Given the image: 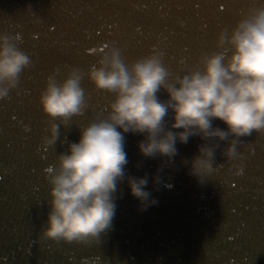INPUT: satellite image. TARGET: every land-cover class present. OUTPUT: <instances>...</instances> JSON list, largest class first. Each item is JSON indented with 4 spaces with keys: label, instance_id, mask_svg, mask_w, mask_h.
Returning <instances> with one entry per match:
<instances>
[{
    "label": "water",
    "instance_id": "1",
    "mask_svg": "<svg viewBox=\"0 0 264 264\" xmlns=\"http://www.w3.org/2000/svg\"><path fill=\"white\" fill-rule=\"evenodd\" d=\"M260 5L264 0H0V33H19L16 43L32 61L0 99V264H264V136L257 132L238 145L241 174L217 149L214 167H224L202 183L186 163L202 143L198 136L177 141L168 160L143 156L142 135L125 133L126 175L147 174L145 187L157 202L141 208L127 181L118 182L115 215L98 240L38 238L49 208L47 167L69 141L78 140L80 127L107 111L112 98L87 77L105 50L100 46L119 47L126 64L159 50L176 75L200 67L202 55L222 50L219 31H230ZM72 66L85 72L81 86L88 107L69 126L61 125L57 141L45 147L41 136L49 117L39 94L53 69L62 80ZM158 95L167 98L164 89ZM213 123L224 127L218 119Z\"/></svg>",
    "mask_w": 264,
    "mask_h": 264
},
{
    "label": "clouds",
    "instance_id": "2",
    "mask_svg": "<svg viewBox=\"0 0 264 264\" xmlns=\"http://www.w3.org/2000/svg\"><path fill=\"white\" fill-rule=\"evenodd\" d=\"M19 39V33H0V99L8 97L21 71L32 63L18 47ZM217 46L222 50L199 58L200 67L176 75L164 65L159 50L126 64L119 47L100 46L105 50L87 77L112 98L107 111L80 127L78 140L69 141L67 151L47 167L49 208L38 238L83 244L98 240L115 215L118 182L127 181L141 208L157 202L145 187L147 174L126 175L125 133L142 135L138 149L143 156L168 160L177 153V141L187 143L198 136L202 143L186 163L201 183L224 167L222 162L214 167L217 149L235 174L243 172L244 154L238 145L253 132L264 133V5L250 8L230 31L222 28ZM58 71L47 76L39 94L49 117L47 134L41 136L45 147L57 141L61 125L69 126L88 107L81 86L85 72L72 66L58 80ZM161 89L167 98L158 95ZM215 119L224 127L214 124ZM159 171L153 174L156 186Z\"/></svg>",
    "mask_w": 264,
    "mask_h": 264
},
{
    "label": "snow or ice",
    "instance_id": "3",
    "mask_svg": "<svg viewBox=\"0 0 264 264\" xmlns=\"http://www.w3.org/2000/svg\"><path fill=\"white\" fill-rule=\"evenodd\" d=\"M221 7H223V5ZM105 47H106V45H105ZM88 51L92 52V51H95V49L89 48ZM255 134L259 135V136H264V133H255Z\"/></svg>",
    "mask_w": 264,
    "mask_h": 264
}]
</instances>
